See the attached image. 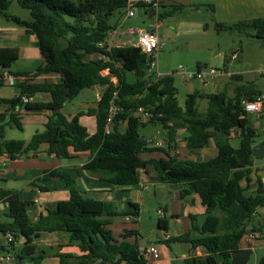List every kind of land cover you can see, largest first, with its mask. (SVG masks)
Instances as JSON below:
<instances>
[{"label": "trees", "instance_id": "16d2710c", "mask_svg": "<svg viewBox=\"0 0 264 264\" xmlns=\"http://www.w3.org/2000/svg\"><path fill=\"white\" fill-rule=\"evenodd\" d=\"M11 1L0 0V16L36 38L42 63L32 76L25 75L16 83L17 96L0 99L9 112V118L3 124L4 113L0 114V132L7 125L21 129L20 109L48 110L50 114L43 131L34 133L29 141L1 140L0 154H8L13 159L35 152L41 144H46V153L58 158H69L71 148L74 152H88L89 159L80 169L45 171L35 181L43 184L51 179L61 180L69 197L34 222L27 214L30 202L21 200L17 191L0 190V204H7L3 207L6 221L0 224V233L10 231L15 243L23 240L18 249L14 244L3 247L0 243V250L10 251L14 255V264H38L43 253L37 250L33 240L40 233L61 231L84 254L81 261L75 263L70 255L60 254L59 264H144L136 245L115 240L106 228L107 220L103 217L117 214L103 202L85 197L76 186V178L87 172L113 185L131 186L138 182L139 170L149 167L158 173L160 183L182 186L180 197L195 193L205 207V219L200 226L192 224L190 231L166 242H186L208 252L204 259L188 260L191 264H214L215 254L226 259L238 248L241 237L254 230L247 228L252 227L256 209H264V188L259 177L255 191L246 194L254 165L251 151L255 131L241 101H252L258 95L252 85H238L231 94L225 89L212 94L194 91L186 95L183 107H180L171 75L150 73L147 57L135 46H107L108 32L118 26L114 17L122 14L128 0H15L20 8L28 11L30 21L8 13ZM216 29H251L253 36L264 43V19L226 28L218 24ZM86 55L94 58L85 60ZM16 58L15 49H0V87L4 84L5 74L20 75L2 70L10 67ZM104 70L107 74L103 76ZM48 73L60 75L61 82H30L34 76ZM128 75L132 78L127 79ZM93 87L101 88V93L95 108L87 111L94 116L96 124L95 132L90 135L78 116L67 119L61 109L66 101ZM37 93L48 94L50 100L47 103L21 102V96L32 97ZM114 93L120 110L110 132L105 134V120ZM198 100L206 101L203 111L197 108ZM137 107L150 110L154 117L147 123H140L133 116ZM124 123L125 127L121 128ZM172 123L185 126L188 149H202L213 143L217 149L215 155L201 161L172 155L175 147ZM146 125H159L166 131L163 148L154 147L140 134L139 130ZM232 134L237 137V147L231 145ZM153 152H160L163 157L141 158ZM243 182L245 186H242ZM37 188L42 192L48 190L42 185ZM127 205L128 211L122 214L137 216L138 207L131 203ZM162 222L165 223L162 228L167 229L166 221ZM129 235L132 233L128 232ZM260 264H264V256Z\"/></svg>", "mask_w": 264, "mask_h": 264}, {"label": "crops", "instance_id": "0c3cea01", "mask_svg": "<svg viewBox=\"0 0 264 264\" xmlns=\"http://www.w3.org/2000/svg\"><path fill=\"white\" fill-rule=\"evenodd\" d=\"M69 1L78 2L81 0ZM155 2L156 4L152 6L141 4L138 0H128L122 14L114 17V20H118V26L116 30L109 32L106 42L107 46H134L136 35L132 34V31L146 29L155 35L160 51L169 42L168 29H164L161 26L171 22L177 29V33L174 35L178 34L177 36L183 40L187 49L192 47L191 43L194 42L189 32L195 26L193 23L200 16L206 17L208 21L210 20L214 28L213 30L217 33L231 30L224 29L218 31L216 29V25L218 24L226 28L237 23L248 24L264 19V0H155ZM128 9L132 10V17H126V10ZM16 17L24 21L31 20V18ZM166 18L169 21L164 22ZM137 23H140L142 26H137ZM201 26L204 28L203 33H206L209 25L204 23ZM247 30L249 34L246 33V35L250 39L260 40L253 36L251 29L242 30V32ZM180 33L182 34L180 35ZM179 37H174L172 41H180ZM233 47H236V45ZM5 48L15 49L17 52V58L8 67V70L12 73L20 74L19 76H15L18 82L22 81L25 75L32 76L37 67L41 65H32L35 62V59L32 60L35 57V51L39 54L36 38L26 33L23 27L15 25L0 16V49ZM218 49L219 47L216 48V50ZM242 52L243 48L239 46L231 54L232 58L229 61L227 60V64L223 60L222 69L230 74L231 77L221 76L214 81H209L212 86L211 94L223 89L228 94H231L236 86L246 84H251L256 94H264V80L256 81L254 76V73L258 75L256 71L264 63V56L255 62L257 66L253 67V62H250L248 59L237 63L236 60ZM184 53L186 57H189L190 53L188 50ZM217 55H220V53L217 52ZM93 58V55H86L84 57L85 60ZM194 59H197L194 70L207 68L206 64L198 61L201 60L200 57L196 56ZM17 64H21L20 68L12 70V65ZM261 77L264 79V75ZM128 78L131 79L132 76L128 75ZM61 80L62 77L60 75L48 73L34 76L30 82L37 84H58ZM182 81L192 80H187L182 76ZM201 83L206 84L208 82ZM100 93L101 88L99 87L82 91L80 93L81 100L78 102L74 101V99L66 101L63 104L61 113L67 119L78 116L80 124L86 128L87 133L93 134L96 130L95 118L92 114L87 113V111L95 108L97 103L96 95ZM17 94L16 86L11 87L4 81V84L0 87V99H10L17 96ZM49 100L48 94L37 93L32 96L31 101L34 103H47ZM6 109L7 106L0 103V114L4 113L2 124L9 118V112ZM49 114L48 110L25 111L20 109L18 111V121L21 129H17L14 126H4L0 132V141H29L34 133L43 131ZM248 119L250 126L255 131L254 145L258 143L264 144V105L260 113L249 115ZM124 127L125 123L121 128ZM172 127L174 129L175 145L173 151L177 152L180 159L201 161L215 155L217 149L213 143L202 149H188L187 141L185 140V126L181 123H172ZM12 128L17 129L21 135L9 137L7 131ZM142 129H150L146 131L145 135H142L143 137L153 142L159 141L162 143V148L164 147V139L167 136L164 129L159 125H146ZM231 137L233 138L235 135L232 134ZM46 149L47 145L41 144L35 152L27 155H18L13 159H10L8 154H0V190L17 191L21 200L30 202V205L27 207V214L32 222L36 221L40 215L46 214L48 210H55L59 202L66 201L69 197L64 182L61 180L51 179L43 184L35 181L45 171L59 168L80 169L89 159L88 152H74L71 148H69V158L65 159L58 158L53 154H47ZM159 157H163V154L160 152L141 156L142 159H157ZM253 162L254 165L250 173L251 183L246 194H252L255 191L257 177L262 180L264 188V162H256L255 158ZM138 173V182L136 184L117 186L103 181L96 174L84 172L82 176L76 178V186L84 193L85 197L103 202L111 212L117 214L103 217L107 220L106 228L111 232L115 240H123L126 243L136 245L143 257L144 264H191L188 260L195 258L204 259L207 257L208 252L203 247H192L186 242H166L171 237H176L190 231L192 224L200 226L203 223L205 219V207L202 205L200 197L195 193H191L183 198L180 197L182 186H170L160 183L158 181V173L149 167L144 170L140 169ZM39 185L46 186L48 190L45 192L40 191L37 188ZM242 186H245V182L242 183ZM152 201L155 203L153 210L155 219L153 222H149L150 227L145 232H141L143 225L140 220V214H142L140 207L149 206L152 204ZM128 203L138 207L137 216L122 214L128 211ZM146 210L148 213L149 209L147 208ZM3 211V207L0 206V224L6 221ZM158 211L162 214L159 215ZM159 220H161V224ZM162 221H166L167 229L162 228L165 224ZM251 226L247 229L254 228V230H249L241 237L238 242V248L230 252L226 259H223L218 254L213 256L215 260L214 264H260V259L264 256L263 208L256 209L251 220ZM128 232H131L132 235L128 236ZM251 232H259L260 237L249 239L248 234ZM122 236L126 237L122 238ZM21 242H23L22 239L17 241L14 247L18 249ZM32 243L38 251L43 253V258L38 264H59L60 254L70 255L72 257L71 261L75 263L81 261L84 254L76 243L70 241L68 235L61 231L40 233ZM2 246L4 247V245ZM151 247L156 249V256L147 252ZM0 253H4V250H0ZM23 264L32 263L24 262Z\"/></svg>", "mask_w": 264, "mask_h": 264}, {"label": "rangeland", "instance_id": "374dc122", "mask_svg": "<svg viewBox=\"0 0 264 264\" xmlns=\"http://www.w3.org/2000/svg\"><path fill=\"white\" fill-rule=\"evenodd\" d=\"M11 2L12 3L8 8L9 14L20 16L21 18L25 19H30L27 10L20 8L14 0H12ZM167 21L169 20H167L166 18L164 22ZM204 23H207L209 25V29L206 33H203L204 28L203 26H201ZM193 24L195 26H193L192 30L189 32V35L194 39V42L191 43L192 47L187 49L183 40H181V38L177 36L178 34H176V36L174 35L175 33H177V29L173 23L170 22L169 24H164L161 26L164 29H168L169 42L166 43L162 50L158 52L157 57H155L156 65L149 69L150 73H154L158 76L171 75L173 77V86L176 91L175 98L177 104L180 107H183L184 100L187 94H190L194 91L211 93L212 86L210 82L202 84L198 80L183 82L182 76L178 74V66L184 67L186 71H194L195 62L197 61V59H194V57L197 56L201 58V60L198 61L206 64L207 67L222 69L223 60L227 64L229 59L232 58L231 54L237 48H239V46L243 48V52L240 53L238 59L236 60L237 63L241 60L245 61L248 59L250 60V62H253L252 66L255 67L257 66L255 62H257L264 56V43L261 40L250 39L249 36L246 35V33L249 32L248 30L244 32H242L241 30H224L217 33L215 30H213L214 28L212 22L210 20L208 21L204 16H200L199 18H197V21H195V23ZM137 26L142 25L140 23H137ZM160 32L162 33V31ZM181 34L182 33H180V35ZM174 37H179L180 41L177 40V42H173L172 39ZM234 45H236V47H233ZM217 47H219L218 50H216ZM187 50L190 53L189 57H186L184 53L187 52ZM217 52H219L220 55H217ZM34 59L35 62L32 65L38 66L41 64L42 59L40 58L37 51H35V57L32 60ZM20 66L21 64L12 65L11 69L15 70L17 68H20ZM254 76L256 81L264 80L261 76H258L255 73ZM80 100V94L74 98V101L78 102ZM205 107V100L197 101V108L199 111H203ZM147 130L150 129L141 128L139 131L141 135H145ZM7 135L11 137L13 135L18 136L21 134L17 129L12 128L11 130L7 131ZM231 145L233 147H237L238 140L236 136L232 138ZM160 147H162V145ZM151 203L152 204L149 206L140 207V210L142 211V214H140V220L141 224L143 225V227L141 228V232H145L148 227H150L149 222H153L155 219L153 214L155 203L153 201ZM147 208L149 209L148 213L146 210Z\"/></svg>", "mask_w": 264, "mask_h": 264}, {"label": "built area", "instance_id": "2783aa9c", "mask_svg": "<svg viewBox=\"0 0 264 264\" xmlns=\"http://www.w3.org/2000/svg\"><path fill=\"white\" fill-rule=\"evenodd\" d=\"M138 2L141 4L152 5V6L156 4L155 0H138ZM132 16H133L132 10L131 9L126 10V17H132ZM132 34H135L137 37L134 46L138 48L140 52L147 57L149 67L150 68L154 67L156 65L155 57L157 56V52L159 51V43L155 35L150 30H146V29L134 30L132 31ZM101 73L104 76L107 74V71L104 70ZM178 73L181 74L187 80H198L201 82L214 81L216 78H219L221 76L231 77V75L228 74L225 70L212 68V67L197 69L194 71H186L184 67L178 66ZM256 73L259 76L264 75V63L257 69ZM4 81L11 87L15 86L16 83H18L15 77L7 74L4 75ZM112 81L115 83V79H112ZM115 97H116V93L113 94V98L110 101V106L108 109V113L104 125L105 134L110 132L114 118L116 117L117 113L120 110V108L115 103ZM20 99L22 103H28L31 102L32 97L21 96ZM99 99H100V94H97L96 102H98ZM241 104L248 115L258 114L261 112L264 105V94H258L257 96H255V98L252 101H248L244 99L241 101ZM133 116L140 123H147L154 117L153 113L150 110L145 109L143 107H137L136 109H134ZM148 142L151 143L154 147H160L162 145V143L159 141L153 142L152 140L148 139ZM172 155L177 156V152L173 151ZM0 206L6 207L7 204L1 203ZM158 214L161 215L162 213L158 211ZM259 237H260L259 232H251L248 234L249 239H256ZM0 243H2V245H4L5 247H8L11 244H15V239L13 234L10 231H5L3 234L0 233ZM147 252L153 254L154 256L157 255V251L154 247L149 248ZM14 263H15L14 255L10 251L4 250V253H0V264H14Z\"/></svg>", "mask_w": 264, "mask_h": 264}, {"label": "water", "instance_id": "95a60500", "mask_svg": "<svg viewBox=\"0 0 264 264\" xmlns=\"http://www.w3.org/2000/svg\"><path fill=\"white\" fill-rule=\"evenodd\" d=\"M135 36V40H136ZM129 46V45H127ZM3 71H8V67H3ZM251 154L253 158L256 159V162L263 163L264 162V144L258 143L252 146Z\"/></svg>", "mask_w": 264, "mask_h": 264}]
</instances>
